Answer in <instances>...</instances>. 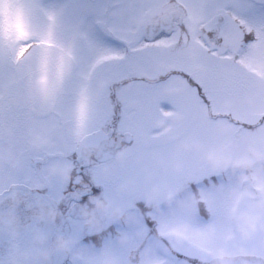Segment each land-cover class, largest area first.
Listing matches in <instances>:
<instances>
[{"label":"snow or ice","instance_id":"obj_1","mask_svg":"<svg viewBox=\"0 0 264 264\" xmlns=\"http://www.w3.org/2000/svg\"><path fill=\"white\" fill-rule=\"evenodd\" d=\"M0 264H264V0H0Z\"/></svg>","mask_w":264,"mask_h":264}]
</instances>
